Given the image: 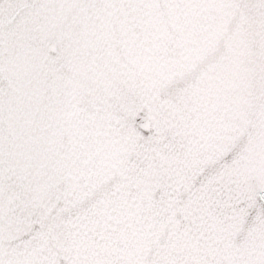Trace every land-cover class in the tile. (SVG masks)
<instances>
[{
    "label": "snow or ice",
    "instance_id": "obj_1",
    "mask_svg": "<svg viewBox=\"0 0 264 264\" xmlns=\"http://www.w3.org/2000/svg\"><path fill=\"white\" fill-rule=\"evenodd\" d=\"M0 264H264V0H0Z\"/></svg>",
    "mask_w": 264,
    "mask_h": 264
}]
</instances>
